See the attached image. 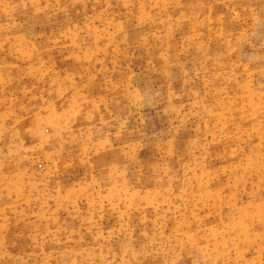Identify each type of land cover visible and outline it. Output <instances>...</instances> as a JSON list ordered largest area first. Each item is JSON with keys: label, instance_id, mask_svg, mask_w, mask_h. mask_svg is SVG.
<instances>
[{"label": "rangeland", "instance_id": "374dc122", "mask_svg": "<svg viewBox=\"0 0 264 264\" xmlns=\"http://www.w3.org/2000/svg\"><path fill=\"white\" fill-rule=\"evenodd\" d=\"M0 264H264V0H0Z\"/></svg>", "mask_w": 264, "mask_h": 264}]
</instances>
